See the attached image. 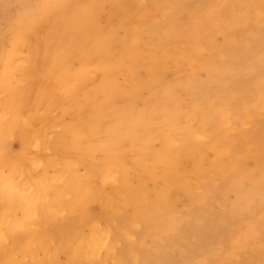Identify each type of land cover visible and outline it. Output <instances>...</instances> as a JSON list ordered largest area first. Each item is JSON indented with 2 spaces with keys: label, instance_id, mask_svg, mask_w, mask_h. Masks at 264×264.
Here are the masks:
<instances>
[{
  "label": "bare ground",
  "instance_id": "obj_1",
  "mask_svg": "<svg viewBox=\"0 0 264 264\" xmlns=\"http://www.w3.org/2000/svg\"><path fill=\"white\" fill-rule=\"evenodd\" d=\"M153 4L156 15L142 0H41L15 18L0 55V264L119 260L114 251L121 240L132 239L133 228H139L133 234L140 247L149 238L171 237L183 216L179 195L212 198L213 183L205 182L217 170L236 195L232 205L225 198L229 192L223 197L231 213L264 210V196L261 210L254 204L264 192V167L258 173L247 167L252 148L243 150L231 133L248 119L251 103L264 110V0ZM227 4L232 11L223 15ZM252 17L262 25L258 34ZM217 33L230 46L218 49ZM208 49L212 54L203 63L199 55ZM220 52L227 62L214 61ZM172 66L185 76L163 84ZM201 70L208 71L206 81L199 79ZM151 88L152 99L137 106ZM239 92L246 95L235 101ZM240 135L244 144L247 135ZM14 139L18 151L10 147ZM251 223L238 243L257 234ZM141 248L126 250L139 260L147 250ZM254 261L264 264V251L255 250Z\"/></svg>",
  "mask_w": 264,
  "mask_h": 264
},
{
  "label": "rangeland",
  "instance_id": "obj_2",
  "mask_svg": "<svg viewBox=\"0 0 264 264\" xmlns=\"http://www.w3.org/2000/svg\"><path fill=\"white\" fill-rule=\"evenodd\" d=\"M36 1H41V0H0V30H1L0 31V55L2 53V50H4L5 47L6 48L8 47L9 39H10V32L14 28V23H15L17 17L19 16V14L23 12L25 7L30 6L31 4H33ZM105 1H110V0H105ZM154 1L155 0H142L143 4L147 8L149 7V9H151L152 14L156 15L157 12L153 9V7H154L153 2ZM189 1H191V0H189ZM197 1L198 0H193L194 3ZM222 3L223 2L217 1V5H221ZM247 4L251 5L252 1H248L246 4H244L245 8L248 6ZM232 5L230 6L229 4H227V7L222 8L223 15H226L228 12L230 13L232 11ZM191 6L192 5H190V7ZM105 10L107 12L111 10V4L110 3H106ZM188 16H189V12L185 11L183 13V18L187 19ZM13 19H14V21H13ZM11 20H12V22H11ZM101 23L103 25H105L106 22L103 19V21ZM251 23L256 26V28H257L256 32L258 34L260 32V29H262V25H260L259 21L257 19H255V17H252ZM6 28H9V30H7ZM43 30L44 29H42V32L39 33L40 37H42ZM4 35H5V37H4ZM118 35L120 37L124 36V31L121 29L120 31H118ZM147 35L148 34L145 33V36H146V37L144 36L145 39H148ZM157 36H161V35H157ZM213 40H214L215 45L218 47V49H224V48L230 46V42L228 40H226L224 34H221V33L215 34ZM255 40L253 41V39H251L250 41L254 44ZM40 43H42V39H40ZM259 45L262 46L263 43H261ZM177 46L179 48H182V44H180V43H178ZM197 53L199 54V51ZM211 54H212V52L210 49L202 52L199 55L201 62L205 63L206 58ZM216 54L217 55L214 58V61L216 63H219V62L225 63L229 60V57L223 55L222 52L216 53ZM37 60H39V59H37ZM36 65L37 64L32 63V73L34 76L37 77L38 68ZM179 68H180L179 66H172L171 71L167 72V74L165 73L162 76V83L163 84H165L167 82L170 83V82H173L175 80H178L179 78L184 77L185 74L182 72L181 68L180 69ZM142 74H144V71H142ZM173 76H175V77H173ZM207 76H208V71L201 70L199 72L200 81H206ZM32 82L30 81V83H32ZM216 88L217 87H215V86L212 87L211 94H214V90H216ZM144 92L139 97V99L135 102L136 105L139 107H141L145 101H147V100L149 101V99H152L153 94L155 93V88L145 90ZM222 92L224 94L229 93L226 90H222ZM239 93L240 94L236 95L237 98H235V101L240 99V98H243L246 95L244 92L243 93L239 92ZM1 95H3V94H1ZM183 96L187 97L186 93H183ZM255 106L256 105L254 103L253 104L251 103L250 107L252 109V113L249 115L248 119L244 120L243 123H240L241 125H235L236 130L232 131L231 133L235 135V138L238 137L239 146H242L243 150L244 149L246 150L247 147H249L248 145L251 146L253 154L251 153V156H250L249 160L247 161L246 165L250 170L252 169V171H254L255 173H258L259 166L264 167V164H263L264 163V161H263L264 160V150H263V148H264V144H263L264 143V110L256 111ZM256 109L261 110L257 106H256ZM238 130H240V131H238ZM241 133H244L247 135L244 138L245 139L244 140L245 145L242 144V139H240ZM252 135L257 136L254 142L251 140ZM155 145L157 147H159L160 143L156 142ZM11 146L13 147V149H15L17 147V149L14 151H18L20 148V141L17 139L12 140L10 147ZM257 146L259 147L258 149H257ZM12 147H11V149H12ZM214 157H215V151L212 149L209 150L208 151L209 162L214 160L215 159ZM222 160L225 163H227L228 158L225 157ZM259 160L261 162H258ZM220 171L221 170H219V171L217 170V171H215V172H217L216 174L214 173V174H211V176H208V178L205 182L206 187H208V185H211L210 184L211 182L213 183L212 184L213 186L212 185L209 186V195H208V197H212V198H207L206 193L203 189L199 190L197 193L198 195H202V193H205V195L203 194L204 198H202V199H198L194 196L191 197L189 195L184 194V192L179 195V197L181 196V198L179 199V197H178L177 207L183 213V216L181 218V222L177 226V230L174 232L173 235H171L172 238L169 237L167 239H162L161 241L158 240L156 242L151 241V239L149 238L148 239V241H149L148 246L151 248H149L147 245H143V246H141L142 247L141 248L140 244L138 243L139 239L137 240L138 234L135 233L136 234L135 236L137 238H135V236L133 234V232H135L136 230L138 231L139 228H135V229L133 228V230H135V231H133L131 234V236L133 235L132 239L127 240V241L121 240L120 243L117 245L116 250L114 251V253H116V251L118 253L120 252V254H117V253L116 254L118 256L117 258L119 260L120 259L121 260L119 261L117 259H114V260L110 259V261H107L106 264H121V262L124 260H129L127 262H129L130 264H145V262H146V264H169V263L170 264H263L262 263L263 261H254V259H255V250L261 249V251H264V210L262 212H258V213H255L252 211L251 212L245 211L240 216H236L235 214L231 213L228 205L230 204V202H231L230 205H232L236 201V197H235L236 195L232 194L233 192L227 190V187H225L226 186L225 173H224V171H221V173H220ZM213 178H214V180H213ZM211 180H213V181H211ZM224 182H225V185L223 184ZM223 185L225 188H223ZM218 186L219 187L221 186L222 190H221V187L219 188ZM216 190L217 191L219 190V192H217L219 194H221V193L223 194L226 190L227 191L224 193V195H222V198H220L221 196H219V194L216 195L217 194V193H215ZM220 191H222V192H220ZM227 192H229V193H227ZM225 194L227 195L226 197H225ZM230 196L232 199L230 198ZM262 196H264V192H263V194H261L260 197H257L254 201V204L256 203V206L258 207L259 210H261L260 206L262 203V200H261ZM223 197L228 199L229 204H228L227 200H224ZM214 198H216L215 199L216 201L214 200ZM206 199H207V201H206ZM211 199L214 201V203L211 202L212 201ZM221 200H222V202H221ZM223 201H224V203H223ZM197 203H198V205H197ZM211 203H212V205H211ZM203 204H205V205L201 206ZM209 205H211V206H209ZM206 206H208V211L209 212L212 211V212H210V213L206 212L207 211ZM192 207H193V209H192ZM199 207L200 208L203 207L202 210H204V208H206V210L205 211L199 210L200 209ZM210 208H211V210H210ZM212 208H214L215 211L220 212L219 213L220 216L218 219L216 218V217H218V213L217 212L215 213L214 209L212 210ZM92 210L94 211V213L96 215H100V213H101L100 205H97V204L93 205ZM228 210L230 213L228 212ZM213 211H214L215 215L217 214L216 216H214ZM226 212H227L226 217H228V218L225 217ZM260 213H263V214H260ZM196 214H198L199 217H197L198 215L196 216ZM207 214H208V216H206ZM211 214H213V216ZM258 214H260L259 217H257ZM204 216H206V218ZM229 216H231V217H229ZM202 217L205 218L206 220L205 219L203 220ZM211 217L216 218V219L212 220ZM208 218H209V221L211 223L208 222V220H207ZM205 221L207 223V228L205 225L206 223H204ZM215 221H217L218 223L217 222L215 223ZM250 222H252L251 223L252 225L254 224L255 226H257V234L255 236H253L251 241H248L247 239H245L243 241V243H238V238L243 236L246 232L247 227H245V226H248L246 223H250ZM201 225H204V227H202ZM188 228H189V231H187ZM181 230H183V231L181 232ZM176 238L178 241L176 240ZM165 240H167V241H165ZM257 240H258V242H257ZM128 241H129V243H128ZM233 242L236 245H234ZM121 243H123V244H121ZM232 245H234L235 247ZM133 247H135V248L139 247L143 251L145 249H147V250H145L147 254L144 253L145 255H142V257L139 258V260L136 258H133V256L131 255V250L129 251L130 255H129L128 249L126 250V248L132 249ZM170 248L172 249V251H169ZM121 251H123V252H121ZM167 251H169V254L165 253ZM234 252H235V256H232L231 254ZM158 253H160V254H158ZM164 255H166V258L164 257ZM60 256H59V259H61L62 262H65L64 259H66V255L61 254ZM129 256H131V257H129ZM145 256H147V258H145ZM132 258H133V260H132ZM157 258H159V259H157ZM104 259H105V256H104ZM168 259L171 262H168ZM135 261H137V262H135Z\"/></svg>",
  "mask_w": 264,
  "mask_h": 264
}]
</instances>
